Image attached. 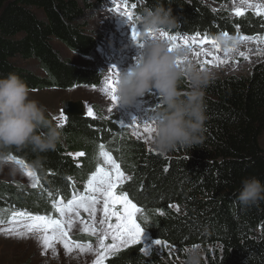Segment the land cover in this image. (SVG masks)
I'll return each mask as SVG.
<instances>
[{"label": "trees", "instance_id": "1", "mask_svg": "<svg viewBox=\"0 0 264 264\" xmlns=\"http://www.w3.org/2000/svg\"><path fill=\"white\" fill-rule=\"evenodd\" d=\"M107 0H0V77L18 74L31 89L97 85V71L64 60L54 39L81 56L93 58L101 43L86 31L85 16ZM138 15L157 0H125ZM233 0H162L179 20L172 36L201 34L211 39L264 33V16L247 10L232 14ZM214 2L215 6L210 3ZM39 9L43 15L36 11ZM35 58L45 73L38 76L15 59ZM183 90H187L181 84ZM207 120L204 142L160 155L144 142L117 145L131 179L125 192L150 219L148 234L182 251L199 246L203 264H264V201L245 207L238 201L241 182L256 177L264 183V66L249 76L213 80L205 89ZM161 108L156 106L158 111ZM108 128L97 119L67 115L63 140L55 151L11 149L38 177L35 188L0 181V215L13 211L52 215V202L84 190L96 163V145L106 143ZM84 152L76 158L75 153ZM120 152L119 155L122 156ZM39 161V166L34 162ZM49 192L52 196H49ZM81 193V192H80ZM177 206L179 211H177ZM163 213V214H161ZM3 217V216H2ZM131 245L110 255L104 264H178L159 253L146 255Z\"/></svg>", "mask_w": 264, "mask_h": 264}, {"label": "rangeland", "instance_id": "2", "mask_svg": "<svg viewBox=\"0 0 264 264\" xmlns=\"http://www.w3.org/2000/svg\"><path fill=\"white\" fill-rule=\"evenodd\" d=\"M258 1V2H257ZM251 3H263L264 0H249ZM211 5L215 6L214 2L210 3ZM236 7H243L245 11L251 10L254 12L253 9L248 8L247 3L245 0H233L230 4V10L232 14H234L233 10ZM134 8L128 7L127 4L124 2L122 4H117L113 6V4L109 1H103L101 4L94 5L93 9L85 16V28L86 31L96 38L98 42H100L102 47L97 49L93 58H88L81 56L79 54L74 53L71 51L65 44L60 42L57 39L52 41V45L54 48L60 53L64 60H67L71 64H75L80 66L81 68H89L94 69L97 71L98 75L101 77L99 78L100 82L97 85H78L68 89H59L55 87H45L40 89H32V98L38 100L41 104L45 105L49 112L51 113V118L53 119L54 116L59 117L62 113L66 116L65 112L63 111V104L66 101L78 102L83 101L84 104V113L86 117L97 119L101 123H103L108 128L109 138L106 140V143H101L105 145L107 151H109L113 158L120 164L121 170L125 173L126 176L131 177V174L127 171L128 166L126 164V160L124 159L123 151L117 145L120 142H128L132 140L144 142L145 146L149 149H153L152 146V136L151 139L147 138L143 132V129L146 127V121L148 118H151L154 121L155 114L157 112L156 106L159 103V97L154 90L146 92L144 97L145 103L143 107L145 108V112L141 114L140 119H136L133 121L134 115L127 114L128 110L126 108H121L119 106H114L113 101L109 98L110 103L105 101V98L102 99V91L101 89L104 87L106 81H113L109 79V73H115L120 70L127 69L129 64L133 65L136 63V57L138 56V45L132 40L131 37V25L136 23V18L133 14V19L131 21L125 22V16L122 15L125 12L133 11ZM40 16L43 15L42 11L36 9ZM119 18L120 21L126 26L128 25V29L126 28L125 31L121 33L122 42L127 43L132 47V54L133 56H128L126 60H124L120 67L114 69L110 67V62L112 59H109L105 56L104 49H110L112 47L111 40L112 38L105 33V30L109 32L110 26L113 25L112 20ZM140 30V37L143 39L144 37L141 34ZM126 32V34H125ZM201 35L192 34L189 37H185L183 34L178 35L177 40L172 41L165 37L170 44H176L185 47L184 41L187 40L190 45H192L188 59L191 60L192 63L196 64L198 67H201L200 62L204 61H211V55H200L196 56L194 53L201 52L202 49H205L207 52L213 53L215 55L220 56L221 58L230 57L231 60L227 63H221L217 66H213L211 64L205 63L203 67H207L213 70L214 73V80L221 79L225 77L231 76H244L247 77L251 74V72L256 67H263L264 66V41H260L257 39H250V40H240L239 38L244 35L241 31L238 33L236 37L230 38L232 42H237L239 51H243L246 54V57L239 56L238 52L233 53L229 56H225L221 45V50L216 51L212 44H201L200 41L203 39L200 37ZM169 37V36H168ZM248 37H264V33H258L257 35H252ZM127 38V39H126ZM210 39V38H208ZM193 40L196 41L193 44ZM212 40V39H210ZM119 41V40H118ZM218 42V40H216ZM120 41V43H122ZM125 44V45H127ZM122 46L114 45L113 48V56L117 54L114 60L119 59L122 57L120 55ZM14 62L18 66L27 68L30 72L38 76H44L45 73L40 69L39 63L35 58L32 59H15ZM95 86V87H93ZM186 89H188L189 85L184 83ZM105 101V102H104ZM112 102V103H111ZM89 108L93 109L95 112V117L90 116L88 114ZM120 108V109H119ZM136 118V117H135ZM54 121L60 122L58 119H53ZM148 122L150 126L154 127V122ZM133 132H138V135H133ZM153 135V134H152ZM260 144L264 148V132L260 138ZM99 145H96V154L94 157V162L96 163L94 167V171L97 167L98 163H103L102 158L98 156L99 152ZM122 153V156L119 153ZM80 153V152H78ZM84 153V152H83ZM75 153L76 158H81V156H77ZM17 171L15 173L10 172L9 168H4L3 171H0V181L4 182H12V183H20L26 185L28 188H33L32 184L35 182L38 183V177L35 176L29 177L26 172L32 171L31 169L27 168L24 169L20 165H15ZM130 180V179H129ZM126 180L121 185H118L116 191L117 194H120V188L128 182ZM86 184V183H85ZM85 184L83 185L85 187ZM84 191V190H83ZM83 191H80L83 193ZM77 191V193H80ZM140 208V206H138ZM118 211H122V206H116ZM103 204L102 202L97 205V212H96V223L95 227H100V220L103 218ZM53 211V216H58V213ZM3 216V217H2ZM0 217L7 220L10 216H4L3 214ZM83 220L86 223L91 224V220L87 213L81 210L80 218H73V223L71 227L68 229L69 236L71 240L78 241V242H90L93 248L98 246V241L96 236H91L88 233L84 232L82 229L84 224L81 223ZM137 222H143L149 224L150 219L142 213H137ZM110 223L115 224L116 218L112 217ZM141 224V223H140ZM2 227H7L8 225H0ZM142 226V225H141ZM144 228V226H142ZM156 240L152 238L147 230H143L141 241L139 245L142 248H150L149 254L151 253H159L167 259H172L175 261H179L182 257V251H179L177 248L171 246L169 243L165 242L162 245H158L155 243ZM106 244L112 243L111 237L105 239ZM138 245V244H137ZM131 246V245H129ZM123 249V248H122ZM144 252V251H143ZM145 253V252H144ZM146 254V255H149ZM203 256L205 259V255L203 252ZM109 257V256H108ZM107 257V258H108ZM95 260V255L93 253H80L78 249L74 250L71 254H65V250L62 244L56 245V256L54 257L51 250L44 252L42 246L38 243L37 239L31 235L25 236L23 238H19L16 236H9L3 233H0V264H93ZM105 263V262H104Z\"/></svg>", "mask_w": 264, "mask_h": 264}, {"label": "clouds", "instance_id": "3", "mask_svg": "<svg viewBox=\"0 0 264 264\" xmlns=\"http://www.w3.org/2000/svg\"><path fill=\"white\" fill-rule=\"evenodd\" d=\"M140 25L143 48L139 62L121 70L115 79V96L120 104L134 106L146 92L154 90L161 108L154 118L153 149L160 155L178 147L191 149L202 145L207 120L205 89L214 80L213 70L198 67L188 59L190 49L177 45L169 50L163 33L178 26L179 20L165 7L162 0L155 6L144 7L135 21ZM127 23V22H126ZM227 46L232 41L218 37ZM186 58V59H185ZM184 63L178 64V60ZM188 84L187 90L181 84ZM63 140V127L51 118L47 107L32 98V89L16 73L0 77V171H17L11 159L12 148L30 147L35 153L55 151ZM39 166V161L34 162ZM238 201L250 207L264 201V183L256 177L241 182ZM203 250L188 246L182 250L178 264H203Z\"/></svg>", "mask_w": 264, "mask_h": 264}, {"label": "snow or ice", "instance_id": "4", "mask_svg": "<svg viewBox=\"0 0 264 264\" xmlns=\"http://www.w3.org/2000/svg\"><path fill=\"white\" fill-rule=\"evenodd\" d=\"M245 2L247 3L248 8L254 10L256 15L264 16V3H251L249 0H245ZM131 7L135 8L136 5L132 4ZM233 12L237 16H243L245 10L243 7H236ZM122 15L125 16V22L133 19V13L131 11L125 12ZM139 29L140 25L138 23H133L131 25V37L138 45V48L142 49L143 40L147 37L141 39ZM163 35L172 41H175L178 38L177 36L168 37L167 33H163ZM224 35L227 37L228 34L224 33ZM239 39H257L264 41V37L241 36ZM184 43L185 47L191 49L192 45H190L187 40H185ZM195 43L196 41L193 40V44ZM200 43H210L216 51L221 50V45L216 40H210L206 36L200 41ZM175 46L177 45L170 44L169 50L171 51ZM222 50L225 56L238 52L239 56L247 58L243 51H239L237 42H232L227 46H223ZM202 54L211 55L212 60L200 62L201 67H203L205 63L217 66L221 63L228 62L226 59H221L220 56L207 52L205 49H202L201 52L194 53L196 56ZM135 59L136 63H138L139 57L137 56ZM182 63H184V59L178 60V64ZM112 68L117 69L115 65H113ZM118 74L119 71L116 72V77ZM101 91L106 93L112 101L118 103L117 97L115 96V81H106ZM88 114L95 117V112L91 108H89ZM53 119H58L60 121L59 126L61 127L67 122V117L62 113L59 117L54 116ZM136 119L137 118L133 117V121ZM153 131L154 129L150 126L148 121H146V127L143 129L146 137L151 139ZM138 134V132H133V135ZM76 155L82 157L84 156V153L80 152ZM98 156L102 158L103 163L97 164L95 171L91 173L85 184L83 193H73L67 202H65L62 197L53 200L52 206L54 212L59 214L58 216L33 214L25 211H13L10 218L7 220L0 217V225H8L7 227L0 226V233L19 238L31 235L37 239L44 252L51 250L54 257L56 256V245L58 243L63 245L66 255L71 254L76 249H78L80 253H93L95 255L93 264H104L108 256L115 255L122 248H126L129 245L139 244L144 228L137 222V213H142L143 209L133 203L127 193L121 192L120 194H117L116 191L118 185L131 179V177L125 175L121 170L120 164L117 163L112 154L106 150L105 145H99ZM11 159L14 160L17 165L27 169V165H25L22 160L15 156L11 157ZM26 174L33 178L36 176L35 172L30 170L27 171ZM36 186L37 184L34 182L32 187L35 188ZM49 196H52V193L49 192ZM101 202L103 204V218L99 222L100 227L97 228L95 227L97 205ZM117 205L122 206V211L117 210ZM81 210L87 213L91 220V224L81 220V223L84 224L82 230L91 236L97 237L98 246L96 248H93L90 242L82 243L73 241L69 236L68 229L73 223V218L79 219ZM177 211H179L178 206ZM112 217L116 218L115 224L110 223ZM109 236L111 237L112 243L106 244L105 239ZM155 243L162 245L165 242L156 240ZM142 251H144L145 254H149L150 248H144Z\"/></svg>", "mask_w": 264, "mask_h": 264}, {"label": "bare ground", "instance_id": "5", "mask_svg": "<svg viewBox=\"0 0 264 264\" xmlns=\"http://www.w3.org/2000/svg\"><path fill=\"white\" fill-rule=\"evenodd\" d=\"M258 2V1H257ZM264 3V2H263ZM112 23L113 25L110 26L111 28L109 29V32L107 30H105V33L108 34L109 37L112 38L111 40V45L112 47L110 49H104V55L107 56L109 59H112V61L110 62V67L112 68L113 65H115L116 67H120L121 63L126 60L128 58V56H133L134 54H132V47L129 48L127 47V45L125 46H122L124 48L123 52L120 53V55L122 57H120L119 59L117 60H114L117 56V54H114V57H110V56H113L112 54H109V53H113V48H114V45H115V39L116 40H119L122 42V36H121V33L123 31L126 30L127 26L126 24L122 23L119 18H116L115 20H112ZM114 39V40H113ZM123 45V44H121ZM221 59H226L228 62L231 60L230 57H227V58H221ZM131 66V64H129L128 68ZM114 70V69H113ZM124 70V68L122 69ZM121 71V70H120ZM109 79H112L113 81H115L116 79V74L115 73H112L110 72L109 73ZM105 98V101L107 103H110L109 101V96L104 93L102 91V99ZM104 100V99H103ZM104 101V102H105ZM112 103V102H111ZM114 103V106H119L121 108H126L128 110L127 114L129 115H134V117H136L137 119H140L141 118V114L145 112V108L143 107L144 103H145V100H144V97H141L134 106H126V105H123V104H120V103H117L116 101H113ZM120 109V108H119ZM148 122L150 121H153L151 118H148L147 119Z\"/></svg>", "mask_w": 264, "mask_h": 264}, {"label": "water", "instance_id": "6", "mask_svg": "<svg viewBox=\"0 0 264 264\" xmlns=\"http://www.w3.org/2000/svg\"><path fill=\"white\" fill-rule=\"evenodd\" d=\"M64 111L70 115L84 116V104L82 101L64 103Z\"/></svg>", "mask_w": 264, "mask_h": 264}]
</instances>
